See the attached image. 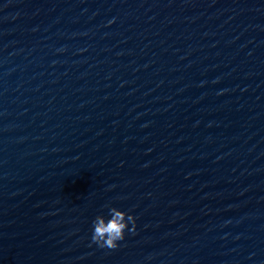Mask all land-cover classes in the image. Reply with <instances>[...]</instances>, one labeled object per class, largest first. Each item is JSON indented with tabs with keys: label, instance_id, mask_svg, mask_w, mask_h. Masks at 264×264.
Returning <instances> with one entry per match:
<instances>
[{
	"label": "water",
	"instance_id": "obj_1",
	"mask_svg": "<svg viewBox=\"0 0 264 264\" xmlns=\"http://www.w3.org/2000/svg\"><path fill=\"white\" fill-rule=\"evenodd\" d=\"M0 264H264V0H0Z\"/></svg>",
	"mask_w": 264,
	"mask_h": 264
},
{
	"label": "clouds",
	"instance_id": "obj_2",
	"mask_svg": "<svg viewBox=\"0 0 264 264\" xmlns=\"http://www.w3.org/2000/svg\"><path fill=\"white\" fill-rule=\"evenodd\" d=\"M136 219L124 211L110 209V219L98 216L93 221L92 242L100 248L116 249L125 239V232L135 231ZM129 224L133 227L129 229Z\"/></svg>",
	"mask_w": 264,
	"mask_h": 264
}]
</instances>
